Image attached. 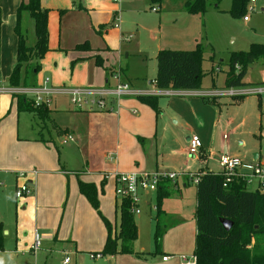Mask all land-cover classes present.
I'll use <instances>...</instances> for the list:
<instances>
[{"label": "rangeland", "instance_id": "374dc122", "mask_svg": "<svg viewBox=\"0 0 264 264\" xmlns=\"http://www.w3.org/2000/svg\"><path fill=\"white\" fill-rule=\"evenodd\" d=\"M27 2L28 0H19L16 6L12 1L9 5L0 4L2 87L10 85L15 65L12 61L17 49L16 28L19 26L27 45L34 46L37 41L33 17L26 10L18 14L21 3ZM183 3L184 0H123L117 4L113 0H101V9H79L80 0H75L76 9L69 11V8H64L62 22H57L58 33L55 38L59 40L60 25L63 28V43L70 41L67 36L76 34L79 39H83L82 44L86 43L87 46L76 49L78 44H74L75 51H49L42 61V68L34 72V75L28 73V80L23 73L21 79L28 83L32 80L37 86L48 79L52 88H90L98 85L97 75L103 78L111 69L118 67L119 61L123 68L128 66L134 71L143 68L149 78H155L159 45L165 49L193 50L200 43L203 48L204 45L208 48L204 50L202 62V88L224 86L229 69L228 61L220 62L224 55L229 51H247L252 43L264 44V0H247L240 14L232 11L233 0H206V8L202 13L188 12ZM67 5L69 6L66 7H71L72 1L68 0ZM115 9H119L117 13ZM245 15L248 16V21L244 20ZM117 16L121 20L123 34L133 36L130 41H120V29L115 25ZM180 31L185 36L184 42H170ZM196 33L199 35L198 40H194ZM114 51L122 52L120 60L118 56H107V53ZM99 52L106 56L103 64L96 62ZM78 55L84 58L75 60ZM250 67L245 79L264 76V64L257 62ZM246 97H243L245 105L232 98H220L221 104H217L218 112L222 110L223 126L212 143L211 152L214 154L211 166L214 169L218 167L221 153L238 155L248 162H256L253 155L258 153L260 160L257 161L264 164V104L259 108L257 96ZM14 98L11 94H0V222H3L7 232L4 249L0 250V264H60L66 254L71 258L69 264H152L161 258L155 245L157 226L163 232L161 249L167 244L180 247L182 242H195V184L190 183L186 192L181 187L183 196L177 195L176 191L171 197H163L160 210L157 208V190L139 189V201L136 205L139 213H134V219L139 229L135 249L141 256L130 257L118 253L115 261L110 262V255L102 253L107 237L102 216L119 229L121 198L115 194V161L106 159L107 156L100 150L92 153L98 162H105L107 165L89 169V172L100 171L108 180L105 189L98 190L99 208H95L80 190L74 194L70 188L69 195L67 183L63 191H58L51 182L58 177L50 168H45L47 172L37 168L39 175L47 178L45 187L49 188L48 193L44 191L37 195L39 208H36V201L34 203L29 198L32 194L17 198L16 185L21 186L24 178H17L15 172L27 170L38 156L39 147L30 137L39 138L42 135L49 141L54 140V156H59L60 159L57 170H62L65 177L75 169L77 160L82 163L85 158L76 141L64 144L63 136L57 137L53 119L44 121L36 112L19 111ZM255 103L258 110L253 111L252 118L250 107ZM51 106L53 118H57V121L60 118L61 123L68 120V110L64 109H76L65 95H54ZM259 109L263 113L261 117ZM226 120H231L229 126L224 124ZM234 128L235 132H232ZM224 134L228 136L227 139H224ZM190 171L195 172V168ZM40 195L42 200H39ZM183 220L187 223L181 225ZM36 233L42 239V246L34 254L30 248ZM95 253H102V257L95 258ZM81 256H84L82 263Z\"/></svg>", "mask_w": 264, "mask_h": 264}, {"label": "crops", "instance_id": "0c3cea01", "mask_svg": "<svg viewBox=\"0 0 264 264\" xmlns=\"http://www.w3.org/2000/svg\"><path fill=\"white\" fill-rule=\"evenodd\" d=\"M11 1L14 3V6H16L19 2V0H0V4L3 6H5V4L9 5ZM41 1L42 6L49 9L48 29L50 51H75L76 49H73L74 44L80 45L83 41V39H79L76 34L67 36L70 41H68V43H63V28L59 25V40L55 38L56 33H58L57 22L58 24L62 22L61 17L64 13H60V10H63L64 8H69V11L76 9L75 0H71V7H66L69 6L67 5L68 0ZM47 1H49V3ZM113 2L115 1L113 0ZM121 2L115 3L119 4ZM85 8L101 9V0H80L79 9ZM118 10L119 9H115V12L117 13ZM118 28L120 29L121 42L130 41L133 38V36L131 35L128 37L123 34V32L121 31V22ZM67 31H69V29H67ZM198 38L199 35L196 33L194 40H198ZM184 40L185 36L182 31H180L175 39L170 42L182 44ZM202 41L205 42V39H203ZM160 48L165 49L162 48L161 45H159L158 52L161 50ZM206 48L207 47L204 45V50H206ZM1 49H3V42L1 43ZM231 52L233 51H229L226 55H224V58L221 59L220 62H223L224 60L228 61ZM108 55L114 58L118 56L120 60L122 52L114 51L107 53V56ZM96 56L100 59L101 64H103L106 56L102 55L100 52ZM44 58L42 59V61L44 60ZM82 58H84L82 55H78L76 56L75 60ZM16 60L17 49L16 56L13 58L12 62L16 64ZM118 64L119 65L116 69H111L110 72L106 73L103 78L97 75L96 83L98 85L92 86L91 88L114 86L116 84V80L113 78V73L117 69H120L121 79L129 83L130 86L138 92L142 93L158 88L156 86L155 78H149V75H146V72L143 70V68L134 71L130 70L128 66H126V68H123L121 66V61H119ZM244 81L247 84H260L264 83V76H253L251 80H247L244 78ZM9 87L12 86L9 85L7 87H2L0 85V89ZM221 87H225V85H214L212 88L207 87L205 89L202 88L194 90L201 91ZM1 93L11 94L10 92H0V94ZM13 97H15L14 99L16 100V105L18 108L17 97L15 95H13ZM242 98L232 99L241 101V103L243 102L242 104L245 105V98ZM69 103L71 104L70 101ZM155 103L156 108L140 99L139 96L131 95L122 97L120 99H109V103L105 110H87L85 108L79 107H75L76 109L70 110L69 108H67L64 110H68V120H65L62 123L60 122V118L58 121L57 118L56 120L53 118V106H50L52 110V112L50 113V119L54 120L55 128L57 130V137H62L66 134H72L75 138L73 142H77L76 144L83 151L85 160H83L82 163L77 160L75 162V169L72 172H69V174H67V177H65L66 174L62 173V170H57L58 167H60V159L59 156H54L56 152L55 148H53L54 140L51 139V141H49L41 135L39 138L30 137L33 142H36L39 148L37 150L38 156L35 158L33 163L29 164L27 170H37V168H41L43 169L42 172H47L45 171V168H50V170L55 172L58 177V179L54 178V180H52L51 182L58 188V191H63L64 185L67 183V186L69 188V195H71L70 188L72 190V193L74 194H77V192L80 190L79 181L93 182L98 187V190L105 189L106 184L108 183L105 175L103 176L101 173H99L100 171L89 172L90 167L99 169L107 165L105 164V162H98L96 160L94 153H92L95 150L102 151L104 156H107L105 157L106 159L109 158L111 161H115L116 172L119 173L134 171H179L181 169L193 170L194 168L195 172H220L221 167L219 165V162H217V169H214L211 166L213 156L212 154H214L213 152H211L212 143L216 133H220L223 126L221 125L222 110H219L218 112L217 106L218 103L219 105L221 104L220 98H207L197 95L158 96ZM255 109L258 110L256 103L252 104L250 107L252 118L254 116L253 111H256ZM261 116L262 114L260 111V117ZM224 124L226 126H229L231 124V120H226ZM232 132H235V128L232 130ZM195 133L199 135L202 143L201 155L197 157L191 156L188 152L189 139L191 135ZM54 157H56L55 160H53ZM253 157L254 160H260L258 153H254ZM37 171V175L29 173L26 177H23V182H31L33 191L31 193L32 197L29 198L32 199V202L34 203L36 201V208H39L40 202H37V195L39 196V193L44 191L48 193L49 188L45 187V180L47 178H45L43 175H39V170ZM19 172L20 171L15 172L17 178L19 177ZM62 179L65 180V183ZM55 181L57 182V184H55ZM113 181L115 183L114 178ZM190 183L191 182L187 178H180L176 182L163 181L160 183L158 189L163 186L164 189L169 190L171 192V195L169 197L173 196L176 191H178L177 195L183 196V193L188 190ZM17 187L18 185H16V189ZM181 187L184 188V192H182ZM42 199L43 197L40 195L39 200ZM110 223L112 224L114 232H118L119 229H117V227L113 225L111 221ZM180 223L181 225H183L187 223V221L183 220ZM195 233L197 234V227ZM194 249L195 242L193 240H190L186 243L182 242L180 247H173L167 244L164 249H161V258L157 260V262L152 264H180L179 255L193 254ZM135 251L138 252L136 249ZM116 255H110L109 261L114 262L116 259ZM124 255L132 257L131 255L135 254ZM140 256L141 255H139L138 257ZM164 256H170V258L168 260H164ZM80 261L81 263L84 262V256L80 257ZM132 263L137 264L135 262Z\"/></svg>", "mask_w": 264, "mask_h": 264}, {"label": "trees", "instance_id": "16d2710c", "mask_svg": "<svg viewBox=\"0 0 264 264\" xmlns=\"http://www.w3.org/2000/svg\"><path fill=\"white\" fill-rule=\"evenodd\" d=\"M154 1V0H153ZM160 1V0H157ZM247 0H233L232 11L242 13ZM184 7L191 13H202L206 0H185ZM26 10L35 20L37 41L34 46L26 43V37L19 26L17 35V60L10 77L12 87H34L28 83L27 74L38 72L41 61L50 51L48 17L49 9L42 6L41 0H28L21 3L18 14ZM60 10V13H63ZM198 44L193 50L161 49L157 54V73L155 77L158 88L201 89L204 68V48ZM87 46L80 44L76 49ZM97 63L100 59L96 58ZM257 62L264 64V44L252 43L247 51H233L228 58L225 87L248 85L244 78L249 67ZM26 81H22V74ZM39 86V85H38ZM18 110L36 112L43 120L50 119L51 108L36 106L34 100L22 94H16ZM140 99L156 108L153 95H139ZM262 102L259 99V107ZM261 114H263L261 112ZM201 172V171H200ZM79 188L95 208H99L98 187L93 182L79 181ZM197 188L196 225L194 254L196 264H264V195L248 189L245 182L233 180L226 187L224 177L212 171L203 173ZM161 186L157 190L158 204L171 192ZM220 218L233 221L230 230H226ZM107 228V238L102 253L105 255L135 254L134 242L138 239L139 230L134 219L133 206L130 200H122L120 205L119 231L114 232L110 221L102 216ZM5 228L0 222V250L4 249ZM163 232L157 226L155 233L156 252L161 253Z\"/></svg>", "mask_w": 264, "mask_h": 264}, {"label": "built area", "instance_id": "2783aa9c", "mask_svg": "<svg viewBox=\"0 0 264 264\" xmlns=\"http://www.w3.org/2000/svg\"><path fill=\"white\" fill-rule=\"evenodd\" d=\"M115 2H121L122 0H114ZM254 10V8H251ZM153 10H158L153 8ZM249 18L244 16V20ZM116 26H119L121 20L117 16ZM113 78L116 80L114 86L100 87V88H52L49 86V80L46 79L43 84L34 87H9L2 88L0 92H10L13 95L22 94L28 96L34 100L36 106H48L53 104L54 95H67L72 105L79 108H85L87 110H105L109 103V99H120L125 96L131 95H153V96H202L207 98H242L245 96L255 95L262 104H264V83L260 84H248L245 86L237 87H221L208 90H194V89H174V88H157L147 92H138L134 90L129 83L121 79L120 69H117L113 73ZM224 139L228 136L225 134ZM75 138L72 134H66L63 136L62 142L64 144L74 141ZM201 139L199 135L192 134L189 139L188 152L191 156L197 157L201 155ZM221 171L220 174L224 177V186L226 187L233 180H241L246 183L248 189L259 192L264 195V164L260 161L248 162L238 155L230 153L219 154L218 159ZM29 173L34 175L38 174L36 169L25 170L19 172L20 177H26ZM202 172H193L188 169H181L179 171H134L126 173H115V194L116 197H120L122 200H130L133 206L134 213H139L136 208L138 205L139 189L142 190H157L160 183L163 181L176 182L180 178H187L191 183L197 185L200 182ZM31 182H24L16 189V197L21 198L25 195L32 193ZM42 246V239L36 233L34 243L30 248V251L34 254ZM95 258L102 257V253L93 254ZM170 256H164V260H168ZM180 264H196L197 257L193 254H181L179 255ZM71 258L67 255L60 264H69Z\"/></svg>", "mask_w": 264, "mask_h": 264}, {"label": "water", "instance_id": "95a60500", "mask_svg": "<svg viewBox=\"0 0 264 264\" xmlns=\"http://www.w3.org/2000/svg\"><path fill=\"white\" fill-rule=\"evenodd\" d=\"M220 221L227 231L230 230L234 224L232 220L226 218H220ZM4 233L6 234L7 232L4 231Z\"/></svg>", "mask_w": 264, "mask_h": 264}]
</instances>
